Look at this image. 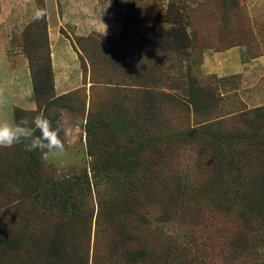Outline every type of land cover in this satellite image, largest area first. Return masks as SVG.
Returning <instances> with one entry per match:
<instances>
[{
  "label": "rangeland",
  "instance_id": "rangeland-1",
  "mask_svg": "<svg viewBox=\"0 0 264 264\" xmlns=\"http://www.w3.org/2000/svg\"><path fill=\"white\" fill-rule=\"evenodd\" d=\"M64 1L0 0V44L20 48L30 71L37 65V56L25 38H36L40 54H44L48 44L46 17L33 19L38 8L46 9L57 31L75 50L76 55L72 54L70 60L78 65L79 71H70L69 78L77 87L62 94L63 98L54 99L38 110L35 106L22 116L31 120L43 112L54 127L59 124L66 130L61 132L65 145L62 154L50 155L48 161H43L38 154L48 173L54 178L65 175L85 178L84 169H87L91 178V164L101 157L95 153H99L98 148L107 135L96 123L103 118L104 106L110 112L118 102L131 103L146 86L156 87L154 91L175 97L162 99L158 112L154 110L158 114L159 129L161 127L162 133H172L174 137L158 144L157 154H144L142 158L143 165L150 164L153 171L160 170L157 177H149L158 179H149L154 189L149 192L152 204L145 210L149 225L143 226L140 237L151 256L143 264H264L261 241L250 252L246 249L236 251V257L231 255L226 236L234 224L228 222L226 215L214 212L203 203L185 200L182 201L184 207H178L176 201L171 219L163 220L164 202L163 199L158 201L166 194V187L162 192V182L165 185V181L172 183L177 178H187L189 192L201 179L197 171V150L177 143V131L198 126L208 119L223 121L222 130H229L237 124L236 112L264 105V75L260 76L264 66L261 67V61H258V58H264V6L260 4L261 0H74L75 5L79 2L82 7L77 8V5L75 13L80 9L79 18L86 20L79 24L84 28L91 26L83 34L79 33L77 23L62 21L72 15V8L66 4L64 7ZM109 15L117 19L116 36L101 33L103 24H110ZM43 23H46V29ZM182 24L190 36L191 47L180 43L184 42L180 34ZM234 45L241 46L240 58L252 63L251 70L245 75L226 77L208 72L207 56L203 51L207 48L222 51ZM131 51L138 52L140 59L116 67V59L123 61V55L128 57ZM208 61L213 60L209 58ZM262 62L264 64V59ZM150 69L155 72V77H160L157 84L144 82L139 77L143 74L138 71L150 72ZM63 78L58 72L59 89L63 87ZM192 78L213 91L216 97L215 107L206 115L197 114L184 105ZM88 120L96 125L93 129L89 128ZM125 143L126 135L117 133L115 144ZM9 157L10 149L0 147V170L6 172L5 175L0 173V179H3L0 183V230L4 222L14 219L11 225L17 232L42 233L48 222L37 221L32 204L20 202L18 187L11 179L10 183L4 181L15 169L9 166ZM94 192L92 190L88 196L89 202L94 203ZM105 235L104 225L96 231L93 221L87 241L84 232L76 237L77 243L87 245L82 250L87 257L86 264H111ZM23 250L10 252L2 248V264H30L27 262L30 255ZM190 258L194 259L189 262ZM116 260L120 264H129L119 257Z\"/></svg>",
  "mask_w": 264,
  "mask_h": 264
},
{
  "label": "trees",
  "instance_id": "trees-1",
  "mask_svg": "<svg viewBox=\"0 0 264 264\" xmlns=\"http://www.w3.org/2000/svg\"><path fill=\"white\" fill-rule=\"evenodd\" d=\"M42 25L46 29V23ZM181 27L184 42L180 43L191 47L186 26L182 24ZM26 34L28 36V32ZM26 40L37 56V65L31 69L30 76L38 110L64 96L54 94L48 44L44 54H40L36 38ZM138 59V52L131 51L128 57L123 55V61L116 59V67ZM138 72L143 74L139 77L144 82L157 84L160 79L154 76L152 69L150 72ZM153 89L156 87L146 86L131 103L118 102L110 112L104 106L103 118L96 123L107 135L98 148L99 153H95L101 157L91 164V178L87 169H84L85 178L67 175L54 178L39 161V150L27 151L24 144L6 148L10 149L11 155L7 158L8 164L15 169L4 181L10 183L11 179L19 189L20 202H30L36 210L34 218L48 224L42 233L27 234L12 227L14 219L4 222L0 230V251L4 248L20 252L26 248L23 251L29 253L27 262L30 264H86L87 257L82 250L87 245L77 243L76 237L84 232L88 236L87 241L94 221L96 231L104 225L111 264H120L116 257L129 264H143L151 256L140 237V230L149 225L145 210L152 204L149 192L154 190L149 179H158L149 177H157L160 170L153 171L150 164L143 165L142 158L144 154H157V145L174 137L172 133H162L161 127L159 129L156 112L162 99H175L172 94ZM187 91L186 108L206 115L215 107L213 91L197 84L194 79ZM26 114V111L16 108L14 122ZM235 116L237 124L229 130H222L223 121L208 119L198 126L177 131V143L197 150V171L201 179L189 192L187 178H177L172 183L165 181V185L162 182L161 189L164 193L166 187V194L158 200L163 199L164 202L163 220L171 219L172 206L176 201L178 207H184L182 201L185 200L203 203L214 212L226 215L228 222L234 224L226 236L233 257L237 256L236 251L248 249L250 252L259 245L258 242L264 244V105L242 109ZM94 126L89 122L90 129ZM117 133L126 135V143L120 147L115 144ZM0 173L6 174L3 170ZM92 190H95L94 203L88 201ZM1 255L0 252V264ZM193 259L190 258L189 262Z\"/></svg>",
  "mask_w": 264,
  "mask_h": 264
},
{
  "label": "crops",
  "instance_id": "crops-1",
  "mask_svg": "<svg viewBox=\"0 0 264 264\" xmlns=\"http://www.w3.org/2000/svg\"><path fill=\"white\" fill-rule=\"evenodd\" d=\"M75 2L76 1L74 0L64 1V7L66 4L68 8H72L70 10L72 15L69 19L62 18V21L72 24L77 23V29L80 31L79 33L83 34L84 32L89 31L91 26H85L84 28L82 24H79V22H86V20L85 17L81 19L79 18L81 15L80 9H77V14L75 13V8L79 3L78 2L77 5H75ZM260 4L264 6V0H261ZM78 6L79 7L77 8H82L80 7V4ZM48 16L49 15L47 14V35L51 69L53 72V89L54 94L60 96L77 87V85L71 84L69 76L70 71L78 72L79 67L77 64H72L70 60L72 54H75V50L72 49L70 42L63 38L57 31L54 22L50 20ZM63 16L66 17V14H63ZM76 16L78 18H76ZM110 16L111 15L108 17L110 20L108 22L110 24H103L104 28L106 25V31L104 33V28H102L101 33L116 36L117 19L114 16L112 19ZM90 22L93 23V21ZM111 28H113V30H111ZM64 51L67 52V54H64ZM241 51V46L238 45L230 46L222 51H214L208 48L205 49L203 54L207 56L205 60L207 71L214 72L219 77H226L240 73L245 75L251 70L252 63L250 64L241 60ZM69 54V58L66 57ZM209 58L213 61L209 62ZM263 59L264 58H258V61H261V67L264 66L262 62ZM58 72H61L64 77L62 80L63 87L61 89L57 86ZM262 73L260 76L264 75V71ZM35 106L30 70L26 57L23 56L20 48L7 47L4 44H0V121L14 123V110L16 108L27 111L34 109Z\"/></svg>",
  "mask_w": 264,
  "mask_h": 264
},
{
  "label": "clouds",
  "instance_id": "clouds-1",
  "mask_svg": "<svg viewBox=\"0 0 264 264\" xmlns=\"http://www.w3.org/2000/svg\"><path fill=\"white\" fill-rule=\"evenodd\" d=\"M46 16V9L38 8L33 19L42 20ZM105 31L106 25L104 33ZM64 131L66 130L59 124L54 127L52 121L43 112L31 120L21 117L14 123L0 121V147L10 148L17 144H24L25 150H39L41 159L48 161L50 155H60L65 151L61 138V132Z\"/></svg>",
  "mask_w": 264,
  "mask_h": 264
}]
</instances>
